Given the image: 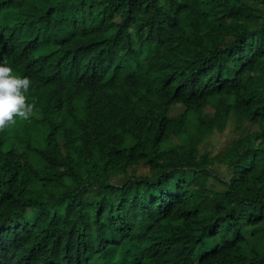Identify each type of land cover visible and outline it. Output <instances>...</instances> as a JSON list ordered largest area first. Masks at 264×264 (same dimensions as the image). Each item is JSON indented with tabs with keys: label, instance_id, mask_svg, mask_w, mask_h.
<instances>
[{
	"label": "trees",
	"instance_id": "obj_1",
	"mask_svg": "<svg viewBox=\"0 0 264 264\" xmlns=\"http://www.w3.org/2000/svg\"><path fill=\"white\" fill-rule=\"evenodd\" d=\"M0 61V264H264V0H0Z\"/></svg>",
	"mask_w": 264,
	"mask_h": 264
},
{
	"label": "clouds",
	"instance_id": "obj_2",
	"mask_svg": "<svg viewBox=\"0 0 264 264\" xmlns=\"http://www.w3.org/2000/svg\"><path fill=\"white\" fill-rule=\"evenodd\" d=\"M29 87L28 77L14 75L7 61H0V130L14 123V117L27 119L32 114L34 105L24 95Z\"/></svg>",
	"mask_w": 264,
	"mask_h": 264
},
{
	"label": "rangeland",
	"instance_id": "obj_3",
	"mask_svg": "<svg viewBox=\"0 0 264 264\" xmlns=\"http://www.w3.org/2000/svg\"><path fill=\"white\" fill-rule=\"evenodd\" d=\"M32 104V103H29ZM34 105V104H33ZM183 111L181 106L174 107L171 110V115H176ZM41 112L37 106L34 105L32 115L40 118ZM238 133L235 129V124L230 123L228 128L223 133H216L208 139V149L212 150V153L217 154L219 151L224 150L236 137Z\"/></svg>",
	"mask_w": 264,
	"mask_h": 264
},
{
	"label": "bare ground",
	"instance_id": "obj_4",
	"mask_svg": "<svg viewBox=\"0 0 264 264\" xmlns=\"http://www.w3.org/2000/svg\"><path fill=\"white\" fill-rule=\"evenodd\" d=\"M52 154H53V153H52ZM52 154H51V155H52ZM52 156H53V155H52Z\"/></svg>",
	"mask_w": 264,
	"mask_h": 264
}]
</instances>
